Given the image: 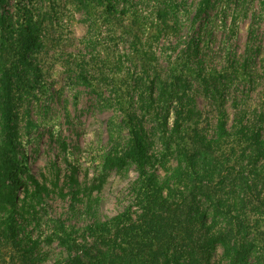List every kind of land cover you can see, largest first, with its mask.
I'll return each instance as SVG.
<instances>
[{
    "label": "rangeland",
    "instance_id": "obj_1",
    "mask_svg": "<svg viewBox=\"0 0 264 264\" xmlns=\"http://www.w3.org/2000/svg\"><path fill=\"white\" fill-rule=\"evenodd\" d=\"M111 2L0 4V24L33 15L44 36L42 86L21 91L15 140L26 177L46 187L41 205L19 193L17 243L0 219V264H127L131 226L162 201L179 216L161 235L172 264L187 254L185 232L209 264H264V0H210L199 17L202 0ZM179 73L200 112L189 121L204 143L194 167L161 127L162 87ZM131 138L145 176L132 162L105 172ZM221 235L226 245L210 242Z\"/></svg>",
    "mask_w": 264,
    "mask_h": 264
},
{
    "label": "trees",
    "instance_id": "obj_2",
    "mask_svg": "<svg viewBox=\"0 0 264 264\" xmlns=\"http://www.w3.org/2000/svg\"><path fill=\"white\" fill-rule=\"evenodd\" d=\"M5 1L0 0V4L2 5ZM100 2L106 5L109 11L112 10L111 0H100ZM122 2L126 3L128 0H122ZM200 6V10L196 13L197 17L202 12L208 11L210 0H202ZM27 14L28 12L24 14L25 17ZM29 17L20 23L19 20H10L2 14L0 24V219H2L1 224L8 242L11 241L13 244L18 241V217H24L20 205L24 199L21 200L19 193L25 192L27 199L35 201L36 205H41L46 191V187L38 180L26 177L28 169L25 162L19 160L15 140L20 120L21 91L24 88L30 91L40 88L43 78L40 56L44 48V36L34 22L35 17L33 15ZM194 49L196 50V47ZM189 87L187 77H184L183 73L176 74L172 77V81L165 82L161 96L164 102L161 106L166 108L167 112L162 119L161 127L163 132L170 131L171 138L179 137V140L173 141L178 155L189 162L187 165L194 167L199 161L197 159L203 156L201 151L204 143L197 139L196 135L192 136L195 126L189 124V121H193L200 112L194 96L189 92ZM172 113L175 118L170 130L169 116ZM226 124L224 112H222L218 119L217 134L223 139L228 135ZM242 133H245V130H242ZM128 162L135 163L141 171V176H145L147 156L136 138H131L122 155L117 153L108 155L103 170L107 172L122 167ZM148 196L151 197L149 192ZM25 213L36 217L35 206L29 205ZM204 216L205 214L202 213L201 218ZM178 217L176 210L167 206L165 201L158 206L152 204L145 206L139 222L131 226L128 247L124 249L125 262L127 264H159L163 259L164 264H172L171 256L167 252V242L161 239V235L171 224L179 222ZM183 238L185 241L181 250H185L187 254L175 264H209V257L204 252L201 239L195 240L193 233L189 232H185ZM209 239L210 242L227 244L223 235ZM155 243L158 245L157 248ZM185 256L188 262L183 260ZM244 259L245 256H239L235 259V263L245 264Z\"/></svg>",
    "mask_w": 264,
    "mask_h": 264
}]
</instances>
